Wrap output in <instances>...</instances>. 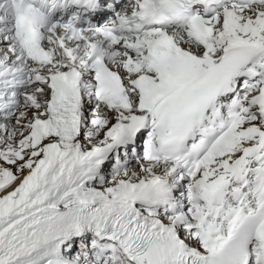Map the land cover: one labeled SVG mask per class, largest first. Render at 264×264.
Instances as JSON below:
<instances>
[{"label":"snow or ice","instance_id":"snow-or-ice-1","mask_svg":"<svg viewBox=\"0 0 264 264\" xmlns=\"http://www.w3.org/2000/svg\"><path fill=\"white\" fill-rule=\"evenodd\" d=\"M0 264H264V0H0Z\"/></svg>","mask_w":264,"mask_h":264}]
</instances>
